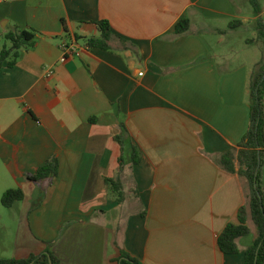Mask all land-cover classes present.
<instances>
[{
  "label": "crops",
  "instance_id": "1",
  "mask_svg": "<svg viewBox=\"0 0 264 264\" xmlns=\"http://www.w3.org/2000/svg\"><path fill=\"white\" fill-rule=\"evenodd\" d=\"M102 21L130 49L88 48ZM257 21L249 0H0V51L15 27L37 36L0 70V259L119 264L125 251L141 264H244L251 218L239 254L218 239L251 190L238 161L237 173L219 161L237 158L249 130L263 56L238 63L235 46H263ZM64 42L81 47L66 62ZM54 158L56 178L29 180ZM107 179L123 185L121 203ZM16 189L23 201L4 207Z\"/></svg>",
  "mask_w": 264,
  "mask_h": 264
},
{
  "label": "trees",
  "instance_id": "2",
  "mask_svg": "<svg viewBox=\"0 0 264 264\" xmlns=\"http://www.w3.org/2000/svg\"><path fill=\"white\" fill-rule=\"evenodd\" d=\"M256 15L258 40L263 44L264 50V20L261 18L262 8L259 0H249ZM241 22H233L231 28ZM99 37L87 40V47L103 51L120 52L130 49L131 46L122 38L113 34L108 21L99 22ZM190 30V21L185 18L181 20L175 30V35L180 37ZM36 32L23 30L15 27L6 36V45L0 51V70L7 63L8 68L16 66L18 60L25 51L33 48L36 44ZM115 42L119 46H115ZM250 106L251 120L247 134L239 144L238 156L233 151L225 153L220 159V165L230 173H237L235 161L240 164L238 174L247 179L251 190L248 205L241 208L238 214V224H229L219 236L218 245L222 253L226 255H237L240 253L238 240L250 234L249 218L256 226L257 238L252 246L245 251L244 264H264V193L262 188V169L264 165V52L262 60L257 66L250 79ZM123 145V142L119 140ZM132 165L140 163L139 154L135 147L132 150ZM123 167V159L120 160V169ZM59 174V163L57 159H52L43 167L39 168L34 176L29 177L31 181H43L54 179ZM107 184L116 192L123 189L121 182L115 179H107ZM118 202L124 200V195L120 192ZM24 192L22 190H9L3 198L2 204L6 208H11L15 203L23 201ZM60 264L58 258L47 251L40 256H31L26 260L0 259V264ZM119 264H141L137 259L122 251Z\"/></svg>",
  "mask_w": 264,
  "mask_h": 264
},
{
  "label": "rangeland",
  "instance_id": "3",
  "mask_svg": "<svg viewBox=\"0 0 264 264\" xmlns=\"http://www.w3.org/2000/svg\"><path fill=\"white\" fill-rule=\"evenodd\" d=\"M243 36L246 38H254V34L250 28L245 29L242 31ZM238 50V54L236 57V62H244L245 60L256 61V59H260L263 56V46L261 45H254V46H235ZM250 227L252 230H256L255 225L250 222Z\"/></svg>",
  "mask_w": 264,
  "mask_h": 264
},
{
  "label": "built area",
  "instance_id": "4",
  "mask_svg": "<svg viewBox=\"0 0 264 264\" xmlns=\"http://www.w3.org/2000/svg\"><path fill=\"white\" fill-rule=\"evenodd\" d=\"M61 48L63 51L62 62H66L70 56L77 54L81 47L77 42H64L62 43Z\"/></svg>",
  "mask_w": 264,
  "mask_h": 264
},
{
  "label": "water",
  "instance_id": "5",
  "mask_svg": "<svg viewBox=\"0 0 264 264\" xmlns=\"http://www.w3.org/2000/svg\"><path fill=\"white\" fill-rule=\"evenodd\" d=\"M51 264H53V263L51 262Z\"/></svg>",
  "mask_w": 264,
  "mask_h": 264
}]
</instances>
